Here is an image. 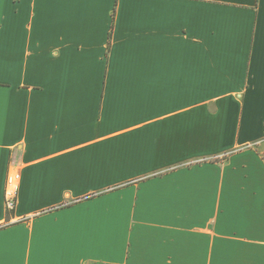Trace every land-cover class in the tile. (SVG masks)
<instances>
[{
    "label": "crops",
    "instance_id": "0c3cea01",
    "mask_svg": "<svg viewBox=\"0 0 264 264\" xmlns=\"http://www.w3.org/2000/svg\"><path fill=\"white\" fill-rule=\"evenodd\" d=\"M263 152L264 0H0V264H264Z\"/></svg>",
    "mask_w": 264,
    "mask_h": 264
},
{
    "label": "built area",
    "instance_id": "2783aa9c",
    "mask_svg": "<svg viewBox=\"0 0 264 264\" xmlns=\"http://www.w3.org/2000/svg\"><path fill=\"white\" fill-rule=\"evenodd\" d=\"M21 174L13 169L9 172L6 188H5V205L10 212L15 211L18 203V195L20 189Z\"/></svg>",
    "mask_w": 264,
    "mask_h": 264
},
{
    "label": "rangeland",
    "instance_id": "374dc122",
    "mask_svg": "<svg viewBox=\"0 0 264 264\" xmlns=\"http://www.w3.org/2000/svg\"><path fill=\"white\" fill-rule=\"evenodd\" d=\"M263 154H264V152H263ZM8 211V210H7ZM8 212H10V211H8ZM14 212V211H13Z\"/></svg>",
    "mask_w": 264,
    "mask_h": 264
}]
</instances>
